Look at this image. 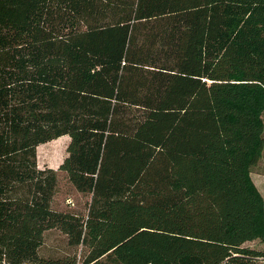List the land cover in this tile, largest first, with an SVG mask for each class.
I'll return each instance as SVG.
<instances>
[{
  "label": "trees",
  "instance_id": "16d2710c",
  "mask_svg": "<svg viewBox=\"0 0 264 264\" xmlns=\"http://www.w3.org/2000/svg\"><path fill=\"white\" fill-rule=\"evenodd\" d=\"M263 115L264 0H0V264H261Z\"/></svg>",
  "mask_w": 264,
  "mask_h": 264
},
{
  "label": "rangeland",
  "instance_id": "374dc122",
  "mask_svg": "<svg viewBox=\"0 0 264 264\" xmlns=\"http://www.w3.org/2000/svg\"><path fill=\"white\" fill-rule=\"evenodd\" d=\"M264 121V115H263ZM70 143L68 136L61 137L38 148L39 167L52 168L58 171V192L53 201V208L57 211L87 214V203L90 200L82 195L69 183L67 175L59 171L60 166L67 157V147ZM252 180L264 198V153L259 164L252 170ZM68 200L72 204L68 203ZM245 247L255 249L264 253V243L260 241L249 242ZM82 249H70L68 239L58 230H52L45 234V244L41 254L45 257H61L64 255H78V260L82 259ZM264 264V260H261Z\"/></svg>",
  "mask_w": 264,
  "mask_h": 264
},
{
  "label": "built area",
  "instance_id": "2783aa9c",
  "mask_svg": "<svg viewBox=\"0 0 264 264\" xmlns=\"http://www.w3.org/2000/svg\"><path fill=\"white\" fill-rule=\"evenodd\" d=\"M68 203L72 204V202L70 200H68Z\"/></svg>",
  "mask_w": 264,
  "mask_h": 264
}]
</instances>
